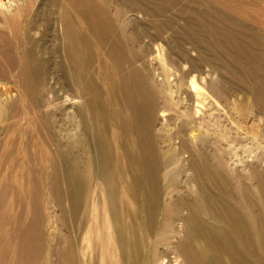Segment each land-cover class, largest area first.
Instances as JSON below:
<instances>
[{
  "label": "rangeland",
  "instance_id": "obj_1",
  "mask_svg": "<svg viewBox=\"0 0 264 264\" xmlns=\"http://www.w3.org/2000/svg\"><path fill=\"white\" fill-rule=\"evenodd\" d=\"M0 264H264V0H0Z\"/></svg>",
  "mask_w": 264,
  "mask_h": 264
}]
</instances>
